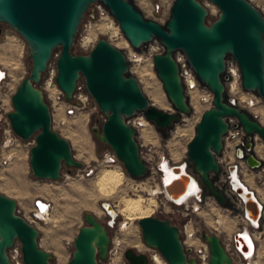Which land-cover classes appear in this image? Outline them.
Segmentation results:
<instances>
[{
  "label": "water",
  "instance_id": "1",
  "mask_svg": "<svg viewBox=\"0 0 264 264\" xmlns=\"http://www.w3.org/2000/svg\"><path fill=\"white\" fill-rule=\"evenodd\" d=\"M209 1L219 10L211 23L206 21L208 11L199 0H174L163 25L145 18L131 0H0V23L7 24L23 38L31 60L29 74L11 95L8 118L17 137L34 141L29 149L32 175L37 179L59 180L63 166H83L75 159L69 141L52 128L49 105L38 87L57 50L55 81L64 99L75 102L73 94L82 78L87 93L105 115L102 122L92 127V134L115 153L132 178H141L147 169L139 155L135 129L126 120L143 113L158 129L165 130L191 110L175 59V53L182 51L199 81L211 91L212 106L202 112L195 124V134L187 144L192 174L181 172L179 165L173 166L175 177L164 183V191L171 200L179 201L187 196L191 181L200 182L220 205H225L227 198L215 187L213 175L220 172L217 157L224 148L223 136L229 128L227 118H235L233 127L240 125L246 134L257 133L264 144V124L237 106L232 98L226 99L222 77L225 61L231 55L238 64L242 88L264 100V15L249 0ZM95 2L108 7L132 48L138 49L154 38L164 46V52L153 55V65L175 113L149 103L136 77L128 74L124 52L103 36L89 52H73L84 16ZM245 149L246 164L250 168L260 167L262 161L256 158L250 141ZM237 156H242L240 150ZM242 192L244 197L237 191L244 199L247 217L264 223V211H260L252 191ZM103 207L116 217L109 203H103ZM83 219L85 224L79 228L65 264H102L111 243L108 230L93 212H85ZM138 224L143 242L156 249L167 264H196L193 249L184 246L178 226L154 215L140 218ZM234 236L236 244L243 243L238 234ZM38 238V228L18 213L17 201L0 193V264H11L7 249L15 241L20 243L24 264H54L52 254L40 247ZM200 239L208 245L209 264H234L218 235L202 230ZM123 256L127 264H152L149 255L133 247H127Z\"/></svg>",
  "mask_w": 264,
  "mask_h": 264
},
{
  "label": "rangeland",
  "instance_id": "2",
  "mask_svg": "<svg viewBox=\"0 0 264 264\" xmlns=\"http://www.w3.org/2000/svg\"><path fill=\"white\" fill-rule=\"evenodd\" d=\"M161 1L164 0H131L145 18L164 25L170 13L166 18L161 16V9H156ZM199 1L204 4L208 11L206 21L211 23L218 15L217 6L209 0ZM249 1L264 15V0ZM93 7L94 5L89 7L78 30L73 45L74 53H86L81 48L80 39L83 36H87V34L93 37L102 28L101 22L93 13ZM152 8L155 11L152 12ZM114 20L118 24L115 18ZM94 24L97 25V30L91 28V25ZM0 27L2 29V34L0 35V68L6 72L5 79L0 83V98L12 110L11 95L21 80L29 74L31 60L23 38L7 24L0 23ZM101 36L103 35L99 34L98 38ZM156 41L157 39L154 38L149 43L141 45L138 49L132 48L129 43L128 46H124L123 39L118 41L120 43L114 42L113 45L121 49L125 56L128 57V74L136 77L149 103L165 112L175 113L176 110L168 99L153 65V55L156 53L153 48L156 45ZM161 52H164V50ZM58 54L59 50L54 53V55ZM226 62L228 68H230V63L233 64L235 61L231 55H228ZM222 77L226 88V99L233 98L235 104L248 112L251 117L254 115L253 112L261 113V116H258V120H261V124H264V100L261 99L262 101L255 107V110L247 109L243 103L239 102L241 98H237L230 92L229 73L225 71ZM151 89H156L160 94L165 102L164 107L161 108L156 105ZM239 91L242 93L241 97L246 92L257 95L253 91L244 90L241 83ZM85 92L87 93L84 81L80 78L77 82L76 93L84 94ZM87 95L88 98L83 108L79 104V109L72 116H68L64 124H59L56 121L52 123V128L69 141L75 159L83 163L81 168L63 166L61 179H37L32 175L29 166V149L34 143L33 139L22 140L15 135L16 137H14L9 147L5 148L0 145V159L3 156L10 155V163L5 166L0 165V193L14 198L17 201L18 213L38 228V243L41 248L52 254V262L54 264H65L69 260L73 250V240L79 228L85 224L83 214L92 212V205L98 212L96 217L108 230L112 242L110 248L114 246V241H118L122 250L127 247H133L139 252L149 255L150 259L156 256L160 264H167V262L156 249L147 246L143 242L141 229L138 224L139 219L131 218V216L122 212L123 201L140 200L144 210L148 205L155 202V206H153L154 212L150 215L167 219L180 228L190 221L193 224V229L196 230L194 235L196 238L185 244L186 237L182 230L181 238L185 247L192 248L200 244L201 240L197 238H199L202 230L218 235L224 243L227 242V238L231 235L241 232L243 221L239 216L240 206L238 207L236 196L233 193L227 192L229 195L225 205H220L214 200H205L197 209L196 204H194L193 207L196 210L190 211V215L183 217L181 209L165 203L162 189L156 180L151 179L149 172H146L141 178H132L126 174L119 160L112 166L98 167L101 158L108 152L109 147L98 141L93 136L91 129L96 126V122H102L105 115L100 112L97 104L88 93ZM186 98L191 109L190 112L182 114L180 120L172 128L165 130L158 129L154 123L149 121L147 141L153 144L154 150L163 151L177 161V164L181 162L187 163L188 170L192 171V163L187 156V144L195 134V124L199 121L202 112L211 107L212 103L211 101L210 103L201 101L198 97L187 93ZM73 100L77 101V98ZM139 114L143 115V113H137V115ZM139 134L140 132H138V138ZM139 140L141 141V137ZM254 153L256 158L261 159V166L248 170L242 169L239 172L240 175H238L240 180L255 193L264 208V149L260 146L255 147ZM218 158L221 164L220 172L213 175V177L215 182L220 184L217 180L224 172V164L227 162L232 163L234 160L229 141H224V151ZM87 165H96L98 167L96 173L91 177L83 175V168ZM112 169H117L122 173V181L111 191L112 193H102L97 183L99 175L106 170ZM221 189L228 191L224 186H221ZM36 199H43L49 203L48 221L36 220L31 222V214L28 211L33 208V202ZM103 203L111 205L117 213L116 217L109 215L103 207ZM218 219L222 221L220 228L215 225ZM259 231L263 232L262 229ZM261 236L256 259L257 264H264V232ZM136 245L139 248L135 247ZM102 264H107V259ZM152 264L154 263L152 262Z\"/></svg>",
  "mask_w": 264,
  "mask_h": 264
},
{
  "label": "built area",
  "instance_id": "3",
  "mask_svg": "<svg viewBox=\"0 0 264 264\" xmlns=\"http://www.w3.org/2000/svg\"><path fill=\"white\" fill-rule=\"evenodd\" d=\"M173 1L174 0H164V1H161L159 5H157L156 9L157 10L161 9L162 17L166 18L167 16H169ZM93 5H94L93 13L95 16H97L98 20L100 22L102 20L109 22L110 25L114 27V30L111 29V31L107 30L104 32L98 28L99 29L98 33L95 36L91 37L89 34H87V36H83L80 39L81 48H83V51L87 53L94 47V45L97 42L99 34L103 35L105 39L108 40V42H110L111 44H114V42H118L123 39L126 43L125 46H128V42L126 41L122 31L120 30L119 25L115 22L114 17L110 13L108 7L104 5L102 2H95L92 4V6ZM151 11L153 12L155 11V9L152 8ZM91 28L96 29L97 25L96 24L91 25ZM153 49L156 50V53H160L162 50H164V46L157 39L156 45L154 46ZM56 58H57V55H54L48 62L47 70L46 72L42 74L41 82L38 84V87L42 90L44 98L49 105L52 123L53 121L54 122L56 121L59 124H64L66 122L65 118H67L68 116H72L79 109L78 107L79 104L78 105H75L73 103L70 104L68 101H66L64 99V94L58 88L56 81H55V76L57 73ZM175 59L179 66V75L181 78V83L184 87L185 94L187 93L189 95H193L192 92L194 90H197L201 94L209 95L210 98H208L207 100L212 101L211 91L199 81L195 71L188 63L186 55L182 51H177L175 53ZM234 61L235 62L233 64L230 63V68H228V64L225 61L226 62L225 71H227L230 75V92H231V87L233 86L234 89H236V91L238 92V94L234 96H237V98L240 99L241 94H242L239 91L240 83H241L240 70H239L238 64L235 59ZM2 73H4L1 79L3 81L6 77L5 76L6 72L2 69ZM73 96L75 99L77 98L79 103L83 102V100L86 101L88 98V95L86 92L84 94L82 93L77 94L75 91ZM244 96L246 97L245 100H248L247 99L248 97H251L250 99H252L251 101H246V103L245 102L243 103L245 107L247 108H248V105H251L253 103H257L259 105L260 102L262 101L261 100L262 98L258 94L254 95L249 92H246L244 93ZM10 109L11 107H7L6 104L3 102V100L0 98V134H1L0 145L1 147H5V148L9 147L10 143L14 140V137H16L11 128L10 120L8 118V112L11 111ZM57 109H59V114L57 112ZM60 110L62 111L63 116L60 114ZM258 116H261V114L258 112H255L252 118L260 122V120H258L259 119ZM126 122L132 128L135 129V132H136L135 139L139 147V155L145 163L147 172H149L150 174L149 176L151 177L152 180H156L159 186H162L164 188V183H163L164 167L169 165L171 166V169H172L173 166L175 165L181 166L184 162L177 164L176 163L177 161L172 159V157L166 155L163 151L154 150L153 144L147 141V137H148L147 135L149 133L147 131V126L150 123L145 118L144 115L136 114L135 116L127 119ZM227 122L229 123V128H228L227 133L223 136V144H224V141L230 142L231 152L233 154L234 160L232 163L230 162H227L226 164L223 163L224 172L220 175V177L217 180V182L219 181L220 184H217L216 182H214V184H215V187H217L218 189L224 192L226 198L228 197L229 193H233L236 196L237 205L238 207L240 206L239 216L241 217L243 221L242 227L244 228L247 226V228L249 229L250 236H251L250 238H251L252 243L254 244L255 249H254V252L252 251L250 254L249 251H247L248 246L246 247L244 244L240 242L239 244H236V239L234 236L235 234L228 237L226 243H224L222 239L221 241H222L224 249L230 256L234 264H256L257 253L259 252V244H260L259 239L262 237L261 235L264 232V223L261 219H258L257 221H252L250 218L247 217L245 210L243 208V205H244L243 197L240 194H238L236 191H234V188L233 187L231 188L230 185L232 186L231 178H232L233 172H235V174H239V172L242 169H245V170L251 169L246 164V161H245V157L248 154V151L245 149V145L247 144V142L250 141L252 143L253 153H254L255 147L260 146L262 147V149H264V144L262 142L261 137L257 133H252L248 135L243 131L240 125L233 127V124L237 122L235 118L229 117L227 118ZM138 132H140L139 138L141 137V141L138 138ZM248 136L250 137L249 140H248ZM238 150H240L242 154L241 157L237 156ZM223 151H224V148H223ZM217 160L219 162V165H221L218 157H217ZM117 162H118V158L116 157L115 153L109 148L108 152H106L101 158L98 164V167L113 165ZM8 163H10V155L3 156L0 159V165L5 166ZM98 167L96 165L85 166L82 171L83 175L85 177L93 176L98 170ZM186 169L188 172L192 174V171H189L188 168ZM199 184L202 186V189L199 190L197 193L193 194V196L189 197L187 201L185 200L182 202L173 201L167 195H164L165 203L167 205H171V206L181 209L182 210L181 214L183 217H185L187 215H190L189 214L190 211L196 210L203 201L205 200L216 201L207 192L204 185L200 182ZM221 186L226 187V190L228 191H224L223 189H221ZM194 204H196V209L193 207ZM48 207H49V203L45 202L43 199L34 200L33 208L28 211L31 214L30 216L31 222H34L36 220L42 221L43 216L48 213V210H49ZM178 228L180 230V233L183 230V233L185 234V237H186L185 244L189 243L188 241H192L193 238H196L194 236L196 230L193 229V224L190 221L185 223L182 226V228L180 227ZM260 229H262L263 232H260L259 231ZM236 234L241 236L240 232H237ZM197 239L201 240L200 236ZM182 242L184 243V241ZM192 249H193L192 255L195 257L196 264H209L208 263L209 249H208V245L205 242L200 241V244H198L197 247L192 248ZM7 255H8V258L11 264H24L23 259H22L20 243L18 241H15L13 246L7 249ZM107 264H127L123 256V253L121 251V245H119L118 241L117 242L114 241V246L112 248L109 247L108 249Z\"/></svg>",
  "mask_w": 264,
  "mask_h": 264
},
{
  "label": "bare ground",
  "instance_id": "4",
  "mask_svg": "<svg viewBox=\"0 0 264 264\" xmlns=\"http://www.w3.org/2000/svg\"><path fill=\"white\" fill-rule=\"evenodd\" d=\"M101 26H102V31H111V29L114 30V27L112 25H110L109 22H106L105 20H102L101 21ZM112 26V27H111ZM100 29V30H101ZM98 40V39H97ZM120 43V42H118ZM124 44L126 45L125 41H124ZM124 45V46H125ZM156 54V53H155ZM138 59V58H136ZM135 59V60H136ZM145 72V70H144ZM4 73H2V70L0 68V80L2 79ZM145 75V74H144ZM241 80V78H240ZM2 82V80L0 81V83ZM151 93L154 97V100H155V103L156 105H158L159 107H164L165 106V102L164 100L161 98L160 94L156 91V89L152 90L151 89ZM193 95L198 97V99H200L201 101H204V102H208L210 103V101H208L207 99L210 98L209 95L207 94H201L200 92H198L197 90H194L193 92ZM231 93H233L234 95H237L238 92L236 91V89H234V87L232 86L231 87ZM213 97V96H212ZM245 96L243 95L241 97V99L239 100V102L241 103H246V101H251L252 99H250L251 97H248L247 99L248 100H245L246 97L244 98ZM73 99H74V96H73ZM233 99V98H232ZM234 100V99H233ZM69 102V101H68ZM85 100H83V102H80L77 100L75 101L73 104L75 105H78V104H81L82 105V108H83V105H85ZM70 104L72 102H69ZM62 105V104H61ZM258 104L257 103H253L251 105H248V108L247 109H250L251 110H255V107L257 106ZM257 110V109H256ZM57 112L59 114V109H57ZM255 113V112H253ZM60 114L63 116V113L62 111L60 110ZM261 114V113H260ZM66 119V118H65ZM145 121V120H144ZM144 123V122H143ZM260 123L261 120H260ZM148 138V137H147ZM80 144V143H79ZM109 166H112V165H109ZM187 164L186 163H183L181 165V172H186L187 171ZM174 174L172 173L171 171V166H165L164 167V172H163V183H168L169 181H171L173 178H174ZM122 178V173L117 170V169H112V170H106L104 171L101 175H99V178H98V187H99V190L102 192V193H109L111 191H113V189L118 186V184H120V182L122 181L121 180ZM231 182H232V186L230 185V187L234 188V191H241V195L244 197L245 194L244 192H242V190H248V191H251L241 180H240V177L238 174H235V172L232 173V178H231ZM120 186V185H119ZM240 186L242 188H240ZM160 188L162 189V194L163 195H166L165 191H164V188L162 186H160ZM202 189V186L199 184V183H196L194 181H191V183L189 184V187H188V190H187V196H185V198L179 200V202H182V201H187L189 199V197L193 196V194L197 193L199 190ZM112 193V192H111ZM252 194H253V197L255 198V200L259 203L260 205V211H264V208L262 206V204L258 201L257 197L255 196V193L252 191ZM110 195V194H109ZM152 203V202H151ZM155 203V202H154ZM153 204H150L148 205L145 210L142 208V205H141V201L140 200H125L122 202L123 204V209H122V212L126 213L127 215L131 216V218H137V219H140L142 217H145V216H150V214H152L154 211L153 209V206H155ZM152 206V207H151ZM243 208H244V205H243ZM92 212L95 214V216L98 215V212L96 209H94V206L92 205ZM118 211V210H117ZM48 216L49 214L47 213L46 215L43 216V219L42 221H48ZM228 222V221H227ZM221 224H222V221L221 220H217L215 225L220 228L221 227ZM231 225V224H230ZM220 226V227H219ZM228 232V231H227ZM241 236L239 237L241 239V241L243 242L242 244H244L246 247H247V251H249V253L251 254V252L253 251L254 252V244L252 243L251 241V236H250V231L249 229L246 227H242L241 228ZM120 243V242H119ZM137 247V245L135 246ZM197 247V246H195ZM195 247H192V248H195ZM139 248V246L137 247ZM122 253L124 250H122ZM257 257H258V253H257ZM151 261L154 263V264H160V261L159 259L154 256ZM257 264V262H256Z\"/></svg>",
  "mask_w": 264,
  "mask_h": 264
},
{
  "label": "flooded vegetation",
  "instance_id": "5",
  "mask_svg": "<svg viewBox=\"0 0 264 264\" xmlns=\"http://www.w3.org/2000/svg\"><path fill=\"white\" fill-rule=\"evenodd\" d=\"M0 29H1V27H0ZM2 30V29H1ZM187 164V163H186Z\"/></svg>",
  "mask_w": 264,
  "mask_h": 264
}]
</instances>
